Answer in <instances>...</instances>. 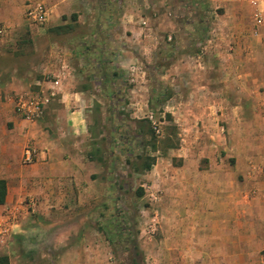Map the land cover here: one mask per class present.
<instances>
[{
    "label": "crops",
    "instance_id": "0c3cea01",
    "mask_svg": "<svg viewBox=\"0 0 264 264\" xmlns=\"http://www.w3.org/2000/svg\"><path fill=\"white\" fill-rule=\"evenodd\" d=\"M215 2L222 11L202 39L205 61L169 70L172 87L178 76L189 85L185 131L199 132L202 160L189 145L177 149L181 160L169 171L160 166L148 176L158 191L153 213L159 230L148 241L147 264H264V30L252 34L248 0ZM30 4L48 10L43 27L27 24ZM147 8L136 0H0V51L37 57V63L10 66L0 77V180L6 187L0 217L11 218L15 238L22 237L29 254L39 250L41 256L13 255L11 234L0 242V256L9 264H115L91 217L126 184L115 186L113 170L93 149L94 105H102L93 90L102 88L111 103L120 73L144 74L139 57L161 44L164 31L175 29V22L167 19L164 26L166 19L157 14L150 33L144 27ZM75 24L77 36L69 33ZM90 42V56L111 57L109 75L99 72L97 62L95 72L93 62L84 63ZM29 90L55 95L36 123L14 109V96ZM27 145L37 157L24 165ZM27 198L35 206H26Z\"/></svg>",
    "mask_w": 264,
    "mask_h": 264
},
{
    "label": "rangeland",
    "instance_id": "374dc122",
    "mask_svg": "<svg viewBox=\"0 0 264 264\" xmlns=\"http://www.w3.org/2000/svg\"><path fill=\"white\" fill-rule=\"evenodd\" d=\"M136 1L141 5L145 2L149 6L144 11L147 12L146 16L150 18V21L147 19V25L144 27L150 29V33L157 14H162L166 19L164 26H167V19L175 22V29L172 32L164 31L161 44L148 51L143 57H139L144 74L140 72L134 76L130 72L129 75L120 73L113 84L114 97L111 103H109L111 98H106L101 87V90H93L102 102V105H94L93 110L91 122L93 149L98 151L96 155L104 158L103 162L108 170H113L114 175L111 179L115 181V186L126 184V190L121 194L115 192L114 199L103 203V206L100 203L98 215L91 217V226L98 230L103 229L99 232H102V236L105 237L115 264H132L134 260L140 264L142 261L143 264H147L148 241L153 240L159 230V219L153 213L158 191L148 176L156 172L160 166L166 167L169 171L171 164L176 165V161L181 160L176 157L177 149H185L189 145L197 147L199 151L194 155L195 159L202 160L200 152L202 140L199 132L194 136H188L185 131L184 116L188 112L185 96L189 87L185 84V74H182L184 79L178 76L177 87H172L169 70L176 65L185 68L201 65L205 61L204 53L197 56L203 48L202 39L212 31L215 15L221 14L222 11L216 0ZM71 26L74 29L69 33L77 36V25ZM111 31L113 35L118 33L116 28ZM168 36H170L169 40ZM197 37L201 39L198 40ZM98 44L97 48H100L102 44ZM4 50L0 51V77L5 75L4 71L10 66L22 67L30 62L37 63L36 56L11 55L10 52L13 49ZM103 58L108 61L105 72L109 75L111 57L105 55ZM92 62L95 64L97 61L92 59L88 65L91 66ZM72 65H77V59L73 60ZM95 71L96 68L91 70V72ZM95 80L100 81V78L97 77ZM158 92L163 95L169 93L170 97L161 105L150 106V101L155 104ZM104 112L106 118L102 119ZM149 112L152 113V121L147 119ZM195 125L200 127L199 122ZM149 129L153 131L152 134L147 133ZM110 149H114L112 158L109 155ZM111 159L113 164L109 166ZM149 162L152 163L151 169L142 170ZM122 172L123 177L120 175ZM138 188L143 190L141 198L136 197L135 194ZM119 195L123 197L120 202L116 200ZM15 236L12 233L10 242L11 245L13 244L12 250L9 248L13 255L18 254L26 257L25 259L37 260L41 257L38 254L39 250H35L33 255L29 254L30 249L26 242L22 237L15 238ZM108 237L112 239V242L108 241ZM132 245L138 248V256H134L131 250Z\"/></svg>",
    "mask_w": 264,
    "mask_h": 264
},
{
    "label": "built area",
    "instance_id": "2783aa9c",
    "mask_svg": "<svg viewBox=\"0 0 264 264\" xmlns=\"http://www.w3.org/2000/svg\"><path fill=\"white\" fill-rule=\"evenodd\" d=\"M251 7L252 34L259 36L261 30H264V0H248ZM48 10L40 4L29 5L25 13V19L28 25L43 26L47 21ZM5 30L0 29V35ZM203 53L200 49L197 56ZM58 80H54L57 83ZM54 93L45 94L41 90L19 92L14 96L15 113L27 123H36L43 115L44 109L54 98ZM147 119L152 121V113L149 112ZM155 129V127H153ZM37 157V150L27 145L22 153V163L28 165L33 163ZM24 204L28 207L35 206V201L27 198ZM13 222L9 217H0V242L4 243L13 232Z\"/></svg>",
    "mask_w": 264,
    "mask_h": 264
},
{
    "label": "trees",
    "instance_id": "16d2710c",
    "mask_svg": "<svg viewBox=\"0 0 264 264\" xmlns=\"http://www.w3.org/2000/svg\"><path fill=\"white\" fill-rule=\"evenodd\" d=\"M70 18H71L72 21H75L76 15L75 14H72ZM62 28L63 27H57L54 30L57 31V30H60ZM70 28H71V26L69 25L68 26V29H70ZM197 38H198V40L201 39V37H197ZM101 44H103V43H101ZM93 45H94V42L87 43L84 46V50L86 52L87 51L89 52V51L93 50L94 49ZM99 49L102 50L103 47H100ZM165 55H166V53H165ZM93 56L94 55L90 56L89 53H88V55H85L84 56V63L89 64V61L92 60V59H94L95 61H97V65H98L97 66V69L99 70V72L102 73L103 76H106L105 70H106L107 66L105 64L104 58L101 56V54L98 55V57H93ZM95 67L96 66H94V68ZM113 75L115 76L116 73H113ZM159 87H160V84H159ZM169 95H170L169 93L167 95H163L160 92H158L157 95H156V98H155V104H153V102L150 101L149 102L150 103V106H155L156 107V104H160L161 105L163 103V101H165L167 98L170 97ZM147 133H151L152 134L153 131L151 129H149V130H147ZM151 166H152V163H150V162L149 163H146L144 165V167L142 168V170L148 171V170L151 169ZM135 194H136V197L141 198L143 196V190L141 188H138L137 190H135ZM5 195H6L5 182H4V180H0V204H3L4 203V201H5ZM101 229H99V230H101ZM104 232H105V230H104ZM107 239H108L109 242H112V239L110 237H108ZM131 250H132L134 256H138L139 251H138V248L135 245H132ZM0 264H9L8 257L7 256H0ZM132 264H140V263L137 260H134L132 262ZM141 264H143V261H142Z\"/></svg>",
    "mask_w": 264,
    "mask_h": 264
}]
</instances>
